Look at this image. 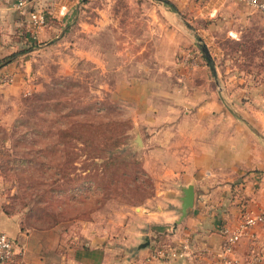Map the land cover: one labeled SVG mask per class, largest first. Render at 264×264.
Segmentation results:
<instances>
[{"label": "rangeland", "instance_id": "rangeland-1", "mask_svg": "<svg viewBox=\"0 0 264 264\" xmlns=\"http://www.w3.org/2000/svg\"><path fill=\"white\" fill-rule=\"evenodd\" d=\"M30 1L0 0V59L25 49V39L36 43L29 12L73 2ZM166 1L176 12L160 0H74L56 39L12 60L15 77L0 70L12 76L0 83V209L12 202L15 212L27 206L56 216L49 229L57 228L63 249L84 245L88 235L96 245L123 247L120 239L132 232L127 219L167 187L159 164L139 151L152 93L166 89L183 101L197 85V98L213 92L223 113L257 133L248 116L264 103L259 14L244 5L251 13L241 19L203 18L197 10L208 0H193L190 10ZM135 80L146 85L139 98L127 86ZM28 219L36 223L35 215Z\"/></svg>", "mask_w": 264, "mask_h": 264}, {"label": "crops", "instance_id": "crops-1", "mask_svg": "<svg viewBox=\"0 0 264 264\" xmlns=\"http://www.w3.org/2000/svg\"><path fill=\"white\" fill-rule=\"evenodd\" d=\"M72 1L70 6L56 2L46 9V24L36 32V43L58 37L67 24ZM192 1L177 0V4L190 10ZM248 9L235 0H208L197 10V16L212 18L218 13L241 19L243 14L251 13ZM228 35L235 38L236 33ZM5 48H0V52ZM2 70L14 72V77L19 71L14 63ZM127 86L139 98L146 85L135 80ZM159 86L152 85L150 89ZM170 86L168 90L175 89ZM197 88L190 85V96L183 97V101L176 92L162 87V92L151 94V103L147 104L153 108L140 126L144 135H140L139 151L151 155L150 161L159 164V177L170 181L165 189L155 191V205L135 209L127 219L125 226L132 232L120 239L124 248L109 247L107 240L96 245L94 237L88 235L91 241L84 245L63 249L57 228L21 232L17 217H7L0 209V232L19 247L11 264H214L223 256L234 258L236 264H264V229H249L227 255L223 253L225 239L220 235L221 228L233 229L244 216L256 214L264 207V103L262 111L248 116L255 134L223 113L213 92H208L204 101L197 98ZM147 163L142 168L145 171L150 166ZM187 186L193 189V204L174 227L179 217L181 190ZM143 239L148 245L138 249ZM159 246L185 247L189 258L149 260L151 251ZM119 250L121 255L113 256V251ZM124 256L130 257L122 260Z\"/></svg>", "mask_w": 264, "mask_h": 264}, {"label": "built area", "instance_id": "built-area-1", "mask_svg": "<svg viewBox=\"0 0 264 264\" xmlns=\"http://www.w3.org/2000/svg\"><path fill=\"white\" fill-rule=\"evenodd\" d=\"M238 3L244 4L257 12L260 17V22L264 26V0H235ZM31 0L29 4L34 3ZM23 6L22 2H18L17 7ZM45 17L38 10L32 11L28 14V27L30 29L31 39H35L37 31L45 27ZM12 82V76L3 75L0 73V83L9 84ZM252 228L264 229V207L256 214L244 216L240 222L233 229L223 227L220 229V235L225 239V247L223 253L230 254V247L235 245L243 235ZM19 254V247L16 241L12 240L6 234L0 232V264H6ZM149 260H159L162 262L175 261L181 259H188L189 256L185 252V247H168L159 246L151 251ZM214 264H236L234 258H226L223 256ZM253 264V263H250Z\"/></svg>", "mask_w": 264, "mask_h": 264}, {"label": "trees", "instance_id": "trees-1", "mask_svg": "<svg viewBox=\"0 0 264 264\" xmlns=\"http://www.w3.org/2000/svg\"><path fill=\"white\" fill-rule=\"evenodd\" d=\"M160 1L163 4H165L169 9L176 12L175 8L173 7V5L171 3H169L166 0H160ZM33 11H35V10H33ZM38 11L41 12V14L45 17V13L43 11H40V10H38ZM45 20H46V17H45ZM27 27H28V22H27ZM28 29H29V27H28ZM23 37L25 38V35H23ZM24 42H26V45H27V47L25 49H23L19 52L11 53L8 56L0 59V70H2V68L7 66L8 64H10L12 62V60H14L17 56H20L22 54H26V53L32 51L35 47H39V45H40L39 43H34V42L27 43L26 39L24 40ZM36 202L38 204L37 206L41 205L40 202H38V201H36ZM13 205L14 204H12V202H11V204H6V203L2 204L1 205V211L7 217H17V216H14L15 213L16 214H23V216L20 219L17 217L19 229L21 232H28L29 229L30 230L43 231V230L49 229V227H51L52 225L57 223L56 216H53V215L47 216L46 214L41 215L42 209H38V211L32 212V211H30V209L26 208L27 206H23V207H21L20 211L15 212V211H13L14 210ZM32 213H33V215L36 216V219H35L36 223L35 224L28 223V221H29L28 217L33 216ZM23 221H26V222L23 223ZM24 225H26V227L28 229L27 228L24 229ZM15 258H16V256L6 264H11L15 260Z\"/></svg>", "mask_w": 264, "mask_h": 264}, {"label": "water", "instance_id": "water-1", "mask_svg": "<svg viewBox=\"0 0 264 264\" xmlns=\"http://www.w3.org/2000/svg\"><path fill=\"white\" fill-rule=\"evenodd\" d=\"M210 69H212L211 64H209ZM139 139L136 138L135 142L137 143ZM139 143V141H138ZM137 143V144H138ZM138 147V146H137ZM180 206H179V217L178 220L173 225L174 227L180 223V221L185 217L187 211L191 209L193 204V189L191 186H187L181 190V198L179 200ZM148 242L146 239H143V243L139 245L138 249H143L147 247Z\"/></svg>", "mask_w": 264, "mask_h": 264}]
</instances>
